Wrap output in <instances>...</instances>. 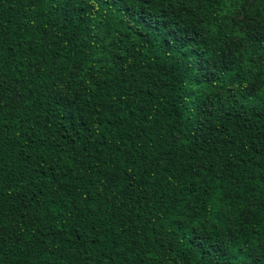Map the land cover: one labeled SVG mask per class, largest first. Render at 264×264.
<instances>
[{
    "label": "trees",
    "instance_id": "obj_1",
    "mask_svg": "<svg viewBox=\"0 0 264 264\" xmlns=\"http://www.w3.org/2000/svg\"><path fill=\"white\" fill-rule=\"evenodd\" d=\"M158 17L0 0V264H264V0Z\"/></svg>",
    "mask_w": 264,
    "mask_h": 264
},
{
    "label": "snow or ice",
    "instance_id": "obj_2",
    "mask_svg": "<svg viewBox=\"0 0 264 264\" xmlns=\"http://www.w3.org/2000/svg\"><path fill=\"white\" fill-rule=\"evenodd\" d=\"M174 2L175 0H167L166 5V0H119V5L126 12V19L131 24L141 17L148 19L159 18L158 14L160 10L165 6L171 7ZM179 2L180 4H184L185 0H179ZM230 2H237L243 6L244 4L254 2V0H230ZM192 3L197 6L203 5L207 7L209 4L222 3V0H192ZM241 11H243V7H241ZM233 19L235 20L236 18L233 17Z\"/></svg>",
    "mask_w": 264,
    "mask_h": 264
}]
</instances>
